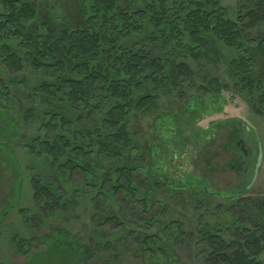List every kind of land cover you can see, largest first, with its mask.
<instances>
[{
	"label": "rangeland",
	"instance_id": "374dc122",
	"mask_svg": "<svg viewBox=\"0 0 264 264\" xmlns=\"http://www.w3.org/2000/svg\"><path fill=\"white\" fill-rule=\"evenodd\" d=\"M219 1L230 20L244 19L242 47L229 48L205 30L200 33L208 37V46H198L179 28L167 37L168 47L158 42L142 53L152 57L156 52L158 59L167 54L171 72L182 71L183 79L147 71L133 99L113 90L91 109L80 101L72 110L68 95L57 94V60L26 61L34 37L6 38L10 52L23 62L0 61V264L264 262V247L252 239L264 232V105L256 91L264 82V5ZM22 2L32 7L33 23L39 25L51 18L58 29L74 27L83 16L81 0ZM129 5L127 0L118 4L128 11L142 6L138 0ZM176 13L167 15L176 18ZM143 26L150 32L155 24ZM61 37L58 31L49 44L74 77L67 49L57 43ZM119 37L124 44L131 42ZM145 99L150 101L142 107ZM115 100L128 103L127 131L135 137L129 143L117 138L116 129L102 126ZM59 111L64 119L51 125ZM185 135L198 143L188 145ZM48 137L72 144L66 149L69 162L61 167L42 149L40 141ZM36 142L39 147L32 151ZM129 154L137 159L128 165L140 164L155 177V205L166 208L150 231L131 229L116 218V169L127 166ZM241 251L246 260L239 261Z\"/></svg>",
	"mask_w": 264,
	"mask_h": 264
},
{
	"label": "trees",
	"instance_id": "16d2710c",
	"mask_svg": "<svg viewBox=\"0 0 264 264\" xmlns=\"http://www.w3.org/2000/svg\"><path fill=\"white\" fill-rule=\"evenodd\" d=\"M253 1L255 4L264 5V0ZM121 2L123 0H81L79 7L83 16L80 22L74 27L68 24L61 25L58 29L51 18H45V23L42 22L40 25L33 23L36 13L28 3H23L22 0H0V5L3 7L0 14V61L17 66L23 62L18 54L10 52L9 47L11 46L6 41L7 37L10 40L21 38L22 35L29 40L34 37V46H30L32 50L28 51L26 61L30 64H40L48 61L47 59L57 60L56 65H59L61 70L58 75L57 94L68 95L69 103L72 104L70 108L77 110L74 104L85 101V107L91 109L95 100L101 97L106 100L105 98L109 97L110 91L113 93V90L116 93L117 90L125 91L127 100L130 97L133 99L134 90L140 79L148 77L147 71H154V74L163 72L164 78L179 79L181 76L183 79L182 71L171 72L173 69L171 70L168 66L170 60L167 54L162 59H158L156 52L152 57L142 53L144 47L158 42L163 47L167 46L170 43L167 37L172 36L179 28L183 27L187 30L190 38L195 39L198 46H208L209 41L206 35H201L200 30H205L207 35H215L218 41L224 42L229 48H240L243 45L240 22L244 19L240 16L239 22L230 20L219 0H138L142 6L133 11L120 9L118 4ZM133 2L135 0H127L130 4L128 9L132 8ZM171 3L175 4L173 8L168 7ZM169 10L177 11V17H169L167 15ZM153 22L155 24L153 31H147L143 24ZM58 31L62 32V37L57 43L60 45L64 43L69 59L72 61L70 71L74 77L68 74V69L66 70L64 66L65 61L56 56L57 49L49 44L54 40L52 39L53 34ZM125 31L126 33L123 34ZM119 36L124 38L123 40L130 39L131 42L124 44ZM176 42L182 44L179 41ZM261 45H264V42ZM185 46L190 47L191 45L185 43ZM136 48H140L141 52L135 51ZM233 69H238V67H233ZM112 71L116 74L114 78H111ZM50 87L53 90L56 89V83L51 84ZM256 87L263 106L264 82L258 83ZM149 101V99L143 100L142 107H145ZM115 102L107 115L102 118V126L107 124L112 129H116L117 138L129 143L130 140H135V137L133 138L127 131L128 113L125 104L128 103L117 104V100ZM97 105L98 103L92 112L97 109ZM59 114L60 111L53 114L54 122L51 125H57V121L64 119L63 114ZM48 138L40 141L42 149H46L54 157L58 167H61L62 162H69L70 152L66 149H71L72 144L61 145L52 137ZM184 139L188 145L198 143V140L190 135H185ZM38 147V143H34L32 151ZM76 149L78 150V147ZM108 150L114 151L115 154L117 152L116 148H110V146ZM135 159H137L136 156L127 155V166L116 169L118 177L112 193L119 206V215L116 218H120L121 222L131 229L150 231L159 223L158 220L162 217L165 207L155 205V177L150 172V174H145L144 170L139 167L140 164L128 165V161L133 162ZM106 179L111 180V174H106ZM261 236H264V232L253 234L252 239L264 247V242L261 240L264 237ZM237 257L239 261H242V257L244 260L247 259L244 251L237 254ZM254 260L258 264H264L262 260Z\"/></svg>",
	"mask_w": 264,
	"mask_h": 264
}]
</instances>
